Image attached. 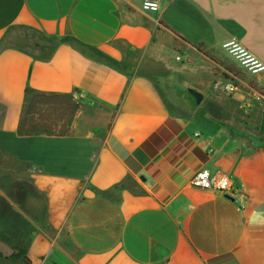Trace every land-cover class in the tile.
Instances as JSON below:
<instances>
[{"label": "crops", "instance_id": "crops-1", "mask_svg": "<svg viewBox=\"0 0 264 264\" xmlns=\"http://www.w3.org/2000/svg\"><path fill=\"white\" fill-rule=\"evenodd\" d=\"M142 2L0 0V264H264V74L222 49L264 61V0ZM27 89L80 91L72 134L21 136Z\"/></svg>", "mask_w": 264, "mask_h": 264}, {"label": "trees", "instance_id": "trees-1", "mask_svg": "<svg viewBox=\"0 0 264 264\" xmlns=\"http://www.w3.org/2000/svg\"><path fill=\"white\" fill-rule=\"evenodd\" d=\"M30 96L24 107L20 120L19 134L32 136L43 133L54 136H66L73 132V123L76 114L82 108L83 99L80 91L74 95H49L27 89ZM24 264H30L26 259Z\"/></svg>", "mask_w": 264, "mask_h": 264}, {"label": "built area", "instance_id": "built-area-1", "mask_svg": "<svg viewBox=\"0 0 264 264\" xmlns=\"http://www.w3.org/2000/svg\"><path fill=\"white\" fill-rule=\"evenodd\" d=\"M162 0H143L142 10L145 12L156 13L161 9ZM222 49L230 55L238 64L250 75L261 76L264 74V61L254 55L239 40L229 39L222 44ZM236 86L228 84L226 90L229 93L236 91ZM193 188L212 190L223 197L229 196L245 199L241 187L236 185L230 176L219 172L203 169L195 173L190 181Z\"/></svg>", "mask_w": 264, "mask_h": 264}, {"label": "rangeland", "instance_id": "rangeland-1", "mask_svg": "<svg viewBox=\"0 0 264 264\" xmlns=\"http://www.w3.org/2000/svg\"><path fill=\"white\" fill-rule=\"evenodd\" d=\"M46 43L44 38L36 36L30 40L28 47L34 48V50L37 51V49L40 50L42 47H45Z\"/></svg>", "mask_w": 264, "mask_h": 264}, {"label": "water", "instance_id": "water-1", "mask_svg": "<svg viewBox=\"0 0 264 264\" xmlns=\"http://www.w3.org/2000/svg\"><path fill=\"white\" fill-rule=\"evenodd\" d=\"M188 91L195 98L197 104H200L202 102V100H203V95L202 94L198 93L197 91H195L193 89H189ZM226 198L229 199V200H233V198H231L229 196H226Z\"/></svg>", "mask_w": 264, "mask_h": 264}]
</instances>
